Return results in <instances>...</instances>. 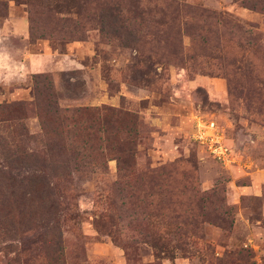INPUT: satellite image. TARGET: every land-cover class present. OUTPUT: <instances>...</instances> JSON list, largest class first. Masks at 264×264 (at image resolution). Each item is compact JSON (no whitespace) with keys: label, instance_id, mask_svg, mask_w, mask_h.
Listing matches in <instances>:
<instances>
[{"label":"rangeland","instance_id":"374dc122","mask_svg":"<svg viewBox=\"0 0 264 264\" xmlns=\"http://www.w3.org/2000/svg\"><path fill=\"white\" fill-rule=\"evenodd\" d=\"M98 1L0 0V103H24L31 133L41 132L50 84L61 107L130 110L138 121L117 130L138 131L135 171L177 173L141 189L138 174L122 178L117 160L102 158L57 180L62 210L21 211L12 200L0 211V264H264V0H177L224 19L185 9L168 24L165 0L124 4L137 44L102 30ZM149 9L152 22L140 15ZM198 115L221 125L232 164L194 141ZM147 200L160 210L146 211Z\"/></svg>","mask_w":264,"mask_h":264},{"label":"trees","instance_id":"16d2710c","mask_svg":"<svg viewBox=\"0 0 264 264\" xmlns=\"http://www.w3.org/2000/svg\"><path fill=\"white\" fill-rule=\"evenodd\" d=\"M139 1H98L97 9L102 30L111 31L114 36L119 37L121 33L126 32L132 37V42L137 44V35L130 29L132 23L130 18L126 17L124 8L130 6L129 9L132 11V7L140 6ZM165 3L167 9L163 10L162 24L169 23L168 17L176 20L185 9L193 16L205 18L207 21L224 19L222 14L188 4L183 6L177 0H165ZM145 13L150 16V22L154 21L152 10H142L140 15L143 17ZM31 20L32 22L34 20L33 12ZM35 82L37 83V80ZM45 92L49 95V102L45 104V119L40 133H31L22 122L24 103L15 102L10 105L0 103V112L4 114V118L0 119V157L5 163L0 164V211L3 208L10 209L12 200L21 201V211H32L33 207L46 209L45 211L62 210L63 207L56 198L57 180L64 178L66 181L75 173L94 171L91 168L94 160L116 159L118 173L122 178H131L138 174L135 171L137 165L135 138L138 131L133 127L123 128L124 133L120 135L117 130L119 121L129 120L133 124L138 121L133 112L112 105L61 107L51 84L45 88ZM130 131H134L133 138ZM31 143L41 144L43 149H34L30 146ZM225 143L233 150L226 134ZM112 154L113 157H110ZM100 166L107 172L108 164ZM149 173H152L150 179L138 174L140 183L137 184L139 185L137 188H161L166 181L170 185L177 169L168 170L167 166H161L144 174ZM137 201L141 199L137 198L134 202L132 199L126 200L128 205L138 206L140 202ZM160 203V200H147V204L142 207L148 211L147 206H151L159 211ZM172 209L177 211L175 207ZM56 223L59 225L58 221ZM147 236L148 242L158 240L154 231ZM58 244L60 245V238ZM154 246L159 248L160 245L156 243Z\"/></svg>","mask_w":264,"mask_h":264},{"label":"built area","instance_id":"2783aa9c","mask_svg":"<svg viewBox=\"0 0 264 264\" xmlns=\"http://www.w3.org/2000/svg\"><path fill=\"white\" fill-rule=\"evenodd\" d=\"M193 139L207 153L223 164H232L233 150L225 143V133L221 125L203 115L195 117Z\"/></svg>","mask_w":264,"mask_h":264}]
</instances>
